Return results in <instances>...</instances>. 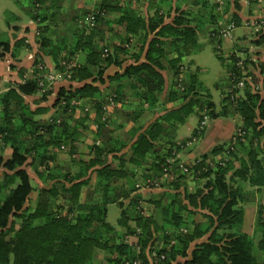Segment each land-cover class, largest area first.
<instances>
[{"label":"trees","instance_id":"obj_1","mask_svg":"<svg viewBox=\"0 0 264 264\" xmlns=\"http://www.w3.org/2000/svg\"><path fill=\"white\" fill-rule=\"evenodd\" d=\"M14 1L40 24L49 19L47 13L37 9L48 0ZM211 1L190 0L188 7L178 4L173 15L172 6L165 12L161 6L167 1H159L154 13L140 15L116 0H100L91 11L94 24L81 27L69 43L65 38L53 39L47 34V25L39 27L40 52L36 55L33 76L12 83L0 94V169L3 172L0 264H98L100 251L106 255V264H169L179 258L185 259L184 264H264V203L258 207L253 234L243 230L249 192L245 187H254L256 192L264 187V93L252 89L253 82L264 86V77L250 73L253 82L249 84L245 80L244 95L236 97L234 86L244 71L238 66L241 58L236 54L229 57L233 63L226 64L225 80L230 81V87L229 91L222 92L220 111L199 80V68L188 69L183 78L184 88L177 87L175 80L167 92L168 102L181 101L178 108L167 110L138 132L130 145L106 138L104 143L92 145L89 157H75L74 143L81 123L71 128L70 116L85 103L100 112L99 98L104 94L100 84L105 83L107 69L112 65L123 69L108 76L109 80L119 81L111 97L113 101L122 100V82L128 78L136 82L137 112L163 104L161 96L166 84L163 71L172 70L176 78L182 59L201 48L199 31L208 23L214 28L220 3ZM54 12L52 16H56ZM108 12L116 16L115 22L123 26L125 36L114 45L113 51L102 52L96 37L100 32L99 23L104 22ZM7 13L8 20L18 18L12 12ZM231 20L239 23L237 14ZM209 33L211 39L216 35L214 30ZM136 41L137 50L136 46L131 47ZM25 44L24 39H18L13 45L10 40H3L0 49L17 57L19 48ZM253 44L264 47V30L253 39ZM214 50L223 61L220 50ZM80 53L85 54V62L72 68L71 85L61 86L57 91L54 107L55 114L59 115L48 121L38 119L37 115L46 109H31L24 96L42 91L41 100H46L53 92V86L46 89L41 85L46 71L39 69L38 64L45 65L43 55L50 56L56 68L63 71V63L74 61ZM124 54L130 56L119 57ZM129 59L134 62L124 66ZM261 72L264 75L263 64ZM197 105L209 109L211 119L239 116L241 124L230 141L214 146L186 166L184 174L167 183L174 191H165L160 199H153L155 207L162 205L164 210L160 224L155 215L144 213L141 207L144 199L142 195H135L137 189L130 182L139 173L138 169L146 174L145 178L173 174L177 170L174 162L169 161L177 145L172 134L196 111ZM86 117L82 121L86 122ZM171 119L173 123H166ZM99 129L98 136L105 137L104 126L100 125ZM199 133L198 127L194 137ZM63 145L69 148L71 169L63 168L54 152L55 147ZM7 147L12 151L5 158ZM127 147L130 154L126 158L123 151ZM162 147L169 148L164 152ZM224 153L228 157L226 161H214L215 156ZM114 160L118 163L114 164ZM236 161H240L239 166L235 165ZM28 166L44 186L34 185ZM187 175L202 181L195 191L187 187L181 191L180 180ZM88 186L91 189L83 199L84 188ZM34 192L37 195L33 205ZM162 198H166L165 204H161ZM114 203L120 207L118 226L108 221V206ZM196 214L203 219L195 220ZM130 236H136L137 241L130 242Z\"/></svg>","mask_w":264,"mask_h":264},{"label":"rangeland","instance_id":"obj_2","mask_svg":"<svg viewBox=\"0 0 264 264\" xmlns=\"http://www.w3.org/2000/svg\"><path fill=\"white\" fill-rule=\"evenodd\" d=\"M81 1L82 0H78V1L76 0H48V2H46L45 4L38 6L37 9H38V12L47 13L48 15L55 11L54 13H56V16H54L53 18H55L56 20L62 18L64 21H66V20H70L72 16L71 11L67 12L68 10H66L67 5H73L74 3L79 5ZM88 1L89 0H86V2L84 3H88ZM116 1L122 4L125 8H127V10H131L133 13H139L140 15H146L147 13L148 15V13L155 12L156 7H157L156 5L159 1H167V0H116ZM230 1L233 4V6L234 4H236V1L239 2V0H230ZM251 1H252V4L253 3L256 4L257 9L260 6L264 7V0L262 1L261 0H256V1L251 0ZM218 3H220L221 9H218L219 14H218V17H216L217 19H216V22L214 23V28L211 24L208 23L205 25L204 29L199 31V44L202 46V49L182 59V62L180 64L181 67H180L179 75H177V77L174 78L175 75L173 77L171 76V74H169L170 79L169 78L168 79H169V85L171 84L170 83L171 79H172L171 80L172 83H174V81L176 80L177 87H180L181 89H183L184 88L183 78L185 77L186 71L188 69L189 71H195L196 68L199 67L200 68L199 80L203 82L208 92H210L212 100L216 103L217 111H220L222 92L227 91V90L229 91V87H230V81L227 82V80H225L226 79L225 75H227L226 74V64L233 63L231 59H229V57L232 55L233 50L236 48V46H233L230 43L233 42L234 40H235L234 42H238V44L240 43V40H237L236 36L247 35L249 37L248 38L249 40H247V42L243 44L245 46L243 45L239 46L240 48L242 47L246 49L245 53L241 55H237L241 59L244 60V64H243L244 71H242L243 75L240 76L239 78L240 79L242 78L243 80L245 79L250 84V82L251 83L253 82L252 76L250 75V73L258 74L260 75L262 79L264 77V75L261 72V64L264 65V47H258V46L254 47L253 46V39L257 38L259 32L264 30V28L262 27V24L258 23L259 20L264 19V16H260L261 13H253V17L247 18V20H245L244 22L245 25L243 26L244 28H246L245 30L244 28H241V27L236 28L237 24L234 23L235 21L230 22L231 19L227 15L229 13L228 11L229 8L228 9L225 8L226 0L218 1ZM59 4H61V7L57 8ZM93 4L94 3H92V6ZM94 6L91 9L79 10L75 15H73L74 19L77 15H79L78 19L82 15V17L84 16L83 19L85 21L87 17V13L90 14L91 11L94 10ZM176 6L177 5L175 4V7ZM161 7L164 9L165 12H168L169 6L167 5V3H165ZM8 11L12 13H24V11L20 9V7L15 3L14 0H0V41L8 40L11 37V34L8 32L9 31L8 23H7V19H8L7 12ZM63 13H66V14H63ZM83 13L85 14L83 15ZM113 15L114 14L112 12L105 13L104 15L105 20L103 22L105 29L104 28L103 29L107 31L104 32L103 35L98 34V36L100 35L98 39V45H99V49L102 52L106 51V49L113 51L110 47H108L109 44H107L109 43V41L113 40V37L115 34L113 29H109L115 21V18ZM28 17L29 16L26 13H24V22L29 21ZM81 18L79 20H81ZM13 22L17 23V21H12L11 23ZM231 23H234L235 25V28L232 31L231 36H223L221 32L229 28ZM81 25H82L81 27L85 26L84 24H81ZM72 29H73V32H76L77 31L76 25L74 28L72 27ZM209 30L216 31V35L213 36V39L210 38ZM99 33H101V30ZM57 35L61 36L59 34H56L55 36L57 37ZM67 36L74 39L75 35L72 32H70V34H68ZM124 36H125L124 33L121 34L120 42L123 41ZM57 39H60V37H58ZM66 41L68 43L70 42L69 39ZM137 43L138 41L133 42L136 48L138 47ZM214 48L220 50L222 56L224 57L223 61L216 55ZM124 55L130 56V54H124ZM76 62L78 63L79 60ZM190 62L192 63L191 64L192 67L190 66ZM185 67H187V70ZM57 71H61V70L58 69ZM169 71H172V70H169ZM228 76H230V73ZM63 80H69V79L64 77L63 79L60 78L56 80L55 82L59 84L61 83L60 81H63ZM218 83H219V86H217ZM128 84L131 85L132 81L130 80ZM252 84L254 85L252 86V89L254 91L257 90L256 86L260 85L261 86L260 90L262 91V93H264L263 85L256 84L254 82ZM53 85H54L53 82H49L48 84H45V87L46 89H49ZM236 87H237L236 88L237 92L235 95L236 97H240L244 95L246 88H247V84H243V85L237 84ZM40 92L42 93V91ZM201 92L203 93V91L199 89V93ZM113 95H115L114 92H106V91L104 92V94L102 95V98H99V102L102 104V109L98 113L96 109L92 107V105L85 103L83 105L84 106L83 108L77 109L76 112L70 116V122L72 124L71 128H74L76 124L81 123V125L78 126L77 141L74 143L76 145L75 157H78V156H80V158L89 157L88 156L90 153L89 149H91L94 143L98 144L99 142L97 139L99 138V136L97 134V137H96V132L100 130L99 129L100 125L104 126V129H105L104 131H107V130L112 131L116 129V127L114 128L113 123H112V114H113L114 108H116V105H117V102L111 99ZM195 109L196 111H194L190 115L189 119L187 120V123L180 126V130H179L180 135H191L193 128L196 127L198 124L199 116L202 117V121H206L205 126H208L211 124L212 119L210 118V115H209V109H206V108L201 109V107L198 105L195 106ZM92 110H94V114H95V123H93L94 121H92V118L90 116L93 113ZM54 115L56 116L59 114H54ZM85 116L90 118L89 123L82 121V118H84ZM226 118L230 119L228 121H233L235 117L229 116ZM238 121L237 123L240 124L241 122L240 121L238 122ZM92 124H94V126ZM193 137L181 139L178 142H176L177 145L173 148L174 150L172 154L169 156V161H172L175 164L174 170L177 169L175 172H173V174L166 173V174H163L162 176H156V177L149 176L145 178L146 174L143 172H140L141 170L138 169L139 173L133 178V181L131 180L130 182L132 183L130 185H133V187L137 189L135 192L136 193L135 195H138V194L142 195L144 199L143 202H141V207L144 213L155 215V217L158 219L160 224H162L163 222L162 212L164 210L162 209V205L155 207V204L152 203V201L153 199L154 200L160 199L162 193L165 191H174L173 186H170V185L168 186L167 183L173 181L176 178V176L184 174L186 172V166L194 163L195 161L199 160L202 157V155H199V157L195 159H192L193 157L190 158V154L192 153L198 154L203 149L201 148V144L198 145V143L200 142V139L198 138V140L196 141V139L194 140ZM245 141L247 143V140ZM168 148L169 147L163 148L164 152L167 151ZM54 152L56 153L59 162L63 165V168L71 169L72 161H71V156L69 153V148L66 145H63V147L61 148L55 147ZM237 152H239L242 156H244L241 150H237ZM222 155L223 154L215 156L216 158H214V161H218L222 159ZM117 163L118 161L114 160V164H117ZM235 165L239 166L240 161H236ZM27 168L31 176L36 177L35 176L36 174L33 168L31 166H28ZM2 174L3 172L2 170H0V178L2 177ZM201 182L202 181L193 177V175L191 176L189 175L188 177L182 178L180 180V189L181 191H183V189L187 187L191 191H195V188L199 186ZM163 184H166L167 186H163ZM34 185L39 187V184L35 182H34ZM245 188L249 192H247L246 194L245 207L247 210V215H246V220L243 223V230L244 231L246 230L247 232L253 234L254 226H255V222L257 218L258 207L260 203H264V187L259 192H256V190H254L255 189L254 187L246 186ZM90 189H91L90 186L84 188L83 199L85 198L86 193H88ZM36 193L37 192H35V194H33L31 198V204L33 203V205L35 203V197L37 195ZM125 202L127 203L128 200H126ZM165 202H166V198H162L161 204H165ZM119 216H120V207L115 203L110 204L108 206V221L114 226H118ZM194 219L198 221V220L203 219V217H201L200 214H196L194 216ZM99 262L101 264H106V255L101 251L97 253V263L99 264ZM169 264H173V263H169Z\"/></svg>","mask_w":264,"mask_h":264},{"label":"crops","instance_id":"obj_3","mask_svg":"<svg viewBox=\"0 0 264 264\" xmlns=\"http://www.w3.org/2000/svg\"><path fill=\"white\" fill-rule=\"evenodd\" d=\"M76 1H78V0H76ZM212 1H214V0H212ZM217 1H219V0H217ZM84 2H86V0H82L79 5H77L75 3L73 5H67L66 10H68L67 12L71 11L72 16H71L70 20H66V21H64L62 18L56 20L55 18H53L54 16H52L53 13H50L49 19L44 21V23H42V24H40L39 22H37L36 20L31 18L30 16L28 17L29 21L24 22V13H12L11 14V15H17L18 18L13 17L10 20L7 19L8 28H9L8 32L11 34V37L8 40H10L11 44L13 45L15 43V41H17L18 39H24L26 44L22 45L19 48L18 53H17V57H12L10 52H4L2 49H0V94L3 93L4 91L8 90L9 86L12 83L22 82L24 79L33 76L34 63H35L36 55L38 52H40V43H39V34H40L39 27L40 26L47 25L49 27L47 34H49L53 39H57L58 37H60V38H65L66 40L69 39L70 42L73 40L71 37H68L67 35L70 34V32H72L73 34L78 33L79 29L82 26L81 24H84V25L87 24V17H86L85 21L83 19L84 16L82 17V15H81L82 18L80 17L81 20H79L80 18L78 20L77 19L74 20L73 15H75L79 10L91 9L95 4L100 2V0H89L88 3H84ZM188 2L190 3V0L189 1L167 0V5L172 6V4H173L172 11H171V13L173 15L176 13L175 4L176 5L183 4V7H186V6L188 7L189 6ZM227 2L229 4L227 7L225 5V8H227V9L229 8V10H228L229 13L227 15L230 17V19L232 18V15H234V14H237V16L239 17V23L237 24V22H234L235 24H237L236 28L237 27L244 28L243 25H245V23H244L245 20H247V18H249V17H253V13H261L260 16H264V7L260 6L257 9L256 4H254V3L252 4L251 0H239V2L236 1V4H234V6L230 0H228ZM92 3H94L93 6H92ZM219 9H221V7H219ZM63 14H66V13H63ZM227 15H225V16H227ZM113 16H114V18H116L115 15H113ZM12 21H17V23H14V22L11 23ZM76 21H78V22H76ZM233 21L234 20H230V22H233ZM75 25H76L77 31L73 32L72 27L74 28ZM221 25H223V24H221ZM99 28L101 30V33H99V34L103 35V33L107 31V30H104L105 27H104L103 22L99 23ZM109 29H113L115 34H114L113 40L110 39L111 41H109V43H107V44H109L108 47H110L112 50H114V45H117L120 43V36L125 31H124L123 26L120 24H117L115 21ZM245 29L246 28H244V30ZM56 34H59L61 36L57 35V37H56L55 36ZM99 36L96 37V39H99ZM233 38H234V36H233ZM248 38L249 37L247 35L236 36V39L240 40V43L238 44V42H234L235 40L230 43L231 45L236 46V48L233 50V53L232 52L231 53L236 54V55H241V54L245 53L246 49L242 48V47L240 48L239 46L245 44L247 42V40H249ZM198 44H199V40H198ZM134 46L135 45L133 44L131 47H134ZM243 46H245V45H243ZM253 46L256 47L255 44H253ZM137 49H138V47L136 48V50ZM200 49H202V46H201V48L197 49L195 52L199 51ZM115 53H117V52H115ZM231 53H230V55H231ZM119 57L125 58L128 56L127 55H120ZM76 58H77L76 61L79 60V62L82 63V62H85L86 56L84 53H80L76 56ZM43 59H44V62L48 66L49 69L58 70L55 66L53 59L50 56L43 55ZM144 59H145L144 55H142L141 60H144ZM133 62L134 61L132 59L126 60L124 62V66L128 65L129 63H133ZM191 64L192 63L190 62V66L192 67ZM185 68L187 70V67H185ZM20 69H22L23 71H21ZM199 70H200V68H199ZM122 71H123V69L119 66H116V65H112L107 69L106 76H105V83L100 84V87L102 89H104V92L105 91L106 92H114L115 90H117L118 85H119V81L109 80L108 76H110V75L112 76L116 72H122ZM171 72H173V71H169V70L163 71V74H164L165 79H166L165 90L161 96V102H163V104H159L156 108L151 109V110L146 109L144 111H138V112L135 109L136 108V100L134 98V91H135V88H137L136 82L132 80V84L129 85L128 83L130 80L128 78H125L122 82V85H123L122 86L123 87V90H122L123 94L121 96L122 100L117 102L116 108H114V111L112 114L113 126H114V128L116 127V129L117 128L118 129L117 130L114 129L112 131L107 130V131L103 132V134L105 136L103 138H102V135H99V138H97L99 141L98 144H100L102 142L104 143L106 138L107 139L112 138L114 140L117 139V140H120V141L127 143V144L129 143V145H130L132 139L135 137V135L138 132L143 131L145 128H147V126L150 123H152L153 121H155L159 117H162L167 112V110L178 108L181 104V101L168 102L166 100L167 92L169 91L170 86L172 84V81H171L172 79H171L170 80L171 84L169 85V79H170L169 74H171V76L174 77V72L173 73H171ZM225 77H226V75H225ZM60 82L61 83H59V84H57L56 82L53 83L54 84L53 85V92L48 96V98L46 100H41V96H42L41 92H38V93L33 94V95H25L24 96L26 102L30 105L31 109H33V110L42 109V108L46 109V111H42V113L37 115L38 119H43V120L48 121L55 114L57 108L54 107V102L56 100L57 91L59 90V88L61 86H70L71 85V82L69 80H63ZM73 84L76 85L77 83H73ZM92 111H93V113L90 116L92 118V121H94L93 123H95L94 110H92ZM189 117L187 118V120L189 119ZM234 117L235 118L233 121H228L230 119H227L226 117H218V118L212 119L211 124L208 126H205L204 129L202 130V132L199 133V136H197V138L193 137V136H194V132L196 131V129H198V127L200 125V122H201L200 116H199L198 124L196 127L193 128L191 135H180V133H179L180 126L187 123V120H186V122L184 124L179 125L176 132H174L172 134V137H175L173 141L178 142L179 140L185 139L188 137H190V138L193 137V139L194 140L196 139V141H197L199 138L200 142L198 143V145L201 144V148H203V149L198 154H196V153L190 154V158L193 157L192 159H195V158L199 157V155H203L204 153L210 151L214 146H216L220 143L228 142L232 139V137L238 131V125H239L237 123L238 119L241 122L239 116H234ZM89 120H90V118L87 117L86 122L89 123ZM173 122H174V119H171L170 121H168V120L166 121V123H168V124L173 123ZM92 125L94 126V124H92ZM97 134L98 133L96 132V137H97ZM128 147H130V146H128ZM11 151L12 150L10 147H7L4 150L5 158H8L11 155ZM89 152H90L89 155H91V153H92L91 149H89ZM123 152L126 153L125 154L126 158L130 154L129 148H125V150ZM222 156H225V153ZM78 157H80V156H78ZM35 176L36 177L31 176L33 178V180H35L34 182L39 184V187L44 186V183L42 181H40V179L37 177V175H35ZM34 194H35V192H34ZM246 215H247V210L245 212L244 222L246 220ZM204 239H201L199 241H202ZM128 240L133 243V242L137 241V237L136 236H130V237H128ZM184 261H185L184 258H179L177 260V262H174L173 264H184Z\"/></svg>","mask_w":264,"mask_h":264},{"label":"built area","instance_id":"obj_4","mask_svg":"<svg viewBox=\"0 0 264 264\" xmlns=\"http://www.w3.org/2000/svg\"><path fill=\"white\" fill-rule=\"evenodd\" d=\"M91 13L87 15V23L89 24V26L94 24V22H93L94 17H93V15ZM258 23H261L262 24V27H263V24H264L263 19L259 20ZM234 28H235L234 23H231L230 26H229V28H227L226 30L222 31L221 33H222L223 36H231V33L234 30ZM63 64L65 66V70H63V71H57V70L49 69L46 66V64L44 65V63H39L38 64V68L41 69V70L44 69L46 71L45 76H44V78H43V80L41 82V85L42 86H45V84H48L49 82H53L54 83L56 80H58L60 78L63 79L64 77H66L68 79L71 78V76H72V68L77 65L76 60H74L72 62H67V63L64 62ZM243 64H244V60L243 59H239L238 66L239 67H243L244 66ZM237 84H239V85L245 84V79L244 80L242 78L239 79L238 82L236 83V85ZM234 87H236V86H234ZM256 88L257 89H260L261 86L260 85H257ZM205 122L206 121H201V123L199 125V131H200V133H201V131L205 127ZM235 143H236V141H234V144ZM222 159H224L226 161L228 159V157L225 155V156H222ZM222 159H220V160H222ZM163 258H164V256H163ZM136 264H140V263L139 262H136ZM162 264H165V263H162Z\"/></svg>","mask_w":264,"mask_h":264}]
</instances>
